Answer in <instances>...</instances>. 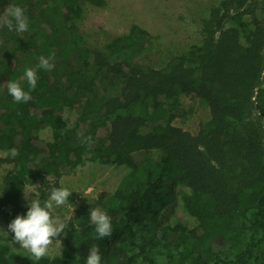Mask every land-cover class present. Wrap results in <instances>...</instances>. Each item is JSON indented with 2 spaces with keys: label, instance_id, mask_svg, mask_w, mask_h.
Here are the masks:
<instances>
[{
  "label": "trees",
  "instance_id": "trees-1",
  "mask_svg": "<svg viewBox=\"0 0 264 264\" xmlns=\"http://www.w3.org/2000/svg\"><path fill=\"white\" fill-rule=\"evenodd\" d=\"M86 1L105 4L0 0V166L11 167L0 182L6 230L27 214V180L36 181L35 198L43 202L64 171L87 158L130 170L113 192L75 212V246L62 234L54 239L83 264L92 244L101 264H264V29L244 21L249 0L214 5L200 43L172 53L161 68L141 62L138 29L114 38L110 55L87 46L76 23ZM13 5L23 7L28 31L8 30ZM53 54L52 70L38 68L40 56ZM29 67L37 87L29 102L16 103L6 84L19 80L28 91ZM184 95L209 108L196 134L175 125ZM67 110L77 114L73 126ZM43 130L51 132L45 147L36 143ZM11 148L17 157L5 155ZM177 186L189 190L183 201L194 228L162 222ZM97 207L111 217L110 238H94L89 215ZM74 262H28L0 243V264Z\"/></svg>",
  "mask_w": 264,
  "mask_h": 264
},
{
  "label": "rangeland",
  "instance_id": "rangeland-1",
  "mask_svg": "<svg viewBox=\"0 0 264 264\" xmlns=\"http://www.w3.org/2000/svg\"><path fill=\"white\" fill-rule=\"evenodd\" d=\"M102 6L89 2L82 4V12L76 23L84 35L89 47L99 49L110 55L114 38L126 35L138 29L143 35L144 52L141 62L161 68L172 53L189 51L201 41L200 29L210 9L222 0H104ZM248 14L244 21L258 25V30L264 29V0H249ZM264 31V30H263ZM181 110L175 125L192 134L198 133L201 125L209 120L208 106L193 95L180 98ZM70 126L75 125L77 114L75 110L64 113ZM51 140V132L40 131L36 134V143L41 147ZM4 154L0 151V158ZM11 167L0 166V182ZM129 167L110 164L101 160L85 158L73 169L64 171L58 187H66L72 191L68 198L69 204L54 207V215L67 225L61 234L75 246L72 231L77 227L73 222L75 212L83 204L94 202L103 193H111L122 177L129 172ZM54 184V180H51ZM38 184L27 180L22 194L23 201L29 206V200H35ZM51 192V190H50ZM29 199H26V196ZM189 194L185 187L177 186L173 202L167 207L162 217L166 227L176 226L194 228L197 220L188 214L183 197ZM74 209V211H73ZM7 232L8 234H6ZM0 243H9L11 255L28 262L36 261L31 254L14 242V233L6 230L4 220L0 217ZM76 248V247H75ZM73 257V264H83L80 255H74L69 248L59 241L53 240L49 255L43 259L57 260ZM86 264V261L85 263Z\"/></svg>",
  "mask_w": 264,
  "mask_h": 264
},
{
  "label": "clouds",
  "instance_id": "clouds-1",
  "mask_svg": "<svg viewBox=\"0 0 264 264\" xmlns=\"http://www.w3.org/2000/svg\"><path fill=\"white\" fill-rule=\"evenodd\" d=\"M6 16L10 17L5 21L9 31L26 32L28 31L29 20L24 13L23 7L13 5L7 9ZM52 57L40 56L38 68L46 71L52 70L54 65L50 63ZM24 76L29 85V90L25 91L19 80H10L6 85L8 93L16 103H27L32 99L31 92L37 87V70L31 67L25 69ZM89 137L88 141L90 142ZM5 155L15 158L19 155L16 148L6 151ZM72 191L66 187H53L47 200L41 202L39 199L29 200L26 215L16 216L8 225V230L14 233V242L21 248L27 250L35 260L40 261L49 255L50 246L53 240L64 232L67 225L54 215V207L69 204L68 198ZM2 196V195H0ZM74 211V209H73ZM90 222L95 225L96 237L99 239L112 237V222L108 213L101 208L90 209ZM8 234L7 232H5ZM102 255L97 244H92L86 259V264H101Z\"/></svg>",
  "mask_w": 264,
  "mask_h": 264
}]
</instances>
